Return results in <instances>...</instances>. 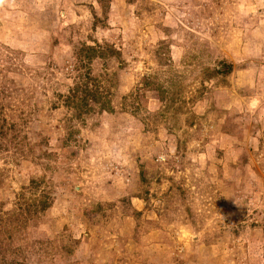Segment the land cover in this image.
<instances>
[{"label": "rangeland", "instance_id": "374dc122", "mask_svg": "<svg viewBox=\"0 0 264 264\" xmlns=\"http://www.w3.org/2000/svg\"><path fill=\"white\" fill-rule=\"evenodd\" d=\"M0 264H264V0H0Z\"/></svg>", "mask_w": 264, "mask_h": 264}]
</instances>
